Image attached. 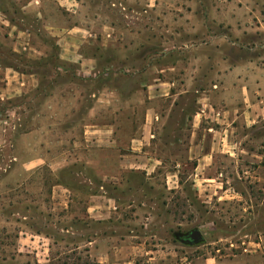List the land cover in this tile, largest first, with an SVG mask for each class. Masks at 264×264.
<instances>
[{
  "label": "rangeland",
  "instance_id": "374dc122",
  "mask_svg": "<svg viewBox=\"0 0 264 264\" xmlns=\"http://www.w3.org/2000/svg\"><path fill=\"white\" fill-rule=\"evenodd\" d=\"M5 3L0 0L2 6ZM143 8V2L137 0V11ZM119 10L114 9L113 14L125 23L127 12ZM137 17L140 35L137 28L126 30L124 41L102 54L115 68L111 74L72 78L79 87L77 110L62 107L55 115L60 120H84L92 92L108 86L120 92L121 101L107 110L100 109L96 119L120 120L116 121L120 125L119 136L103 138L95 144L80 135L67 138L76 140L77 145H63L61 160L83 162L63 172L75 191L73 200L69 201L71 195L63 193L65 200L54 205V180L47 168L40 175H31L27 193L13 185L12 193L7 191L6 196L0 197V264H156L149 257L154 256L151 252H156L160 238L174 246L168 245V251L172 250L170 259L159 256L157 264H180L177 256L195 261L227 255L247 247L245 242L264 236L263 160L252 161L244 152L236 160L218 155V167L203 170L197 168V159L188 154L195 130L191 120L198 95L195 91L212 88L218 68L236 63L245 66L246 62L264 67V0H161L155 12ZM115 49L119 52L114 53ZM165 49L168 54L154 56ZM0 55L15 65H27L7 45L0 44ZM57 64L41 67L53 69ZM150 64L159 68L176 66L173 99L151 101L153 89L149 87L154 78L145 73ZM42 81L43 85L67 83L64 77H45ZM137 90L142 91L139 97ZM23 103V98L8 106L0 103V116L7 107H21ZM150 103L155 104L163 119L153 122L148 130L152 135L148 134V140L137 149L133 136L122 134L137 132L138 123L145 131ZM29 104L22 113L31 117L38 110ZM237 123L243 145L252 141V135L257 143L261 142V123L254 128ZM144 136L142 133V139ZM156 159L161 165L142 167L136 173L133 164L127 168L119 165L122 160L132 163ZM86 162L99 164L90 168ZM42 176L46 179L43 188L37 183ZM202 176L220 180L204 184L199 179ZM103 180L108 193L118 200L119 211L104 223H86V190L90 182L97 190ZM9 198L13 200L11 204L6 201ZM139 203L146 205L137 211ZM194 230L201 231L203 240L194 245L183 242ZM137 240L144 248L137 250Z\"/></svg>",
  "mask_w": 264,
  "mask_h": 264
},
{
  "label": "crops",
  "instance_id": "0c3cea01",
  "mask_svg": "<svg viewBox=\"0 0 264 264\" xmlns=\"http://www.w3.org/2000/svg\"><path fill=\"white\" fill-rule=\"evenodd\" d=\"M141 1L144 8L140 11H137V0H6L3 6L0 4V44L7 45L27 63L15 65L13 60L0 55V103L8 106L18 98L24 100L23 106L7 107L5 114L0 116V197L6 196L7 191L12 193L13 185L21 187L22 193L24 189L27 193L31 175L36 172L40 175L41 170L47 168L54 180L51 192L55 199L54 205H59L56 204L57 201L65 200L63 193L71 195L69 201L73 200L75 191L67 178H64L63 172L72 166L82 165L83 162L62 161L59 155L63 150L62 146L70 147L71 143L77 145L76 140L71 142L67 138L78 135L84 136L92 144L104 140L103 138L119 136L120 125L116 121L120 120H98L96 117L100 109L107 110L116 101L120 102L121 94L108 86L92 92V103L84 120H60L55 116L56 111L62 107L70 111L77 110L79 87L77 81L72 83V78H95L101 72L109 75L115 69L104 60L102 54L120 45L124 41L126 30L137 28V34L140 35L142 29L137 15L155 12L161 3V0ZM114 9L127 12L124 15L127 19L125 23L115 17ZM211 24L216 25L214 22ZM126 48L123 46L124 51ZM113 51L119 52L118 49ZM164 54H168L167 49L154 56ZM54 62L58 64L53 69L41 67ZM176 70L175 65L164 68L148 65L145 73L154 78V84L149 87L153 89L150 90L151 101L175 97L176 79L173 73ZM162 74L163 77L160 76ZM214 75L217 80L212 88L195 91L198 95L191 118L195 130L191 134L189 156L196 158L197 168L203 170L218 167V155L236 160L244 152L252 161L264 162V130L260 143L252 135V141L250 139L249 144L243 145L236 131L238 123L235 125L237 121L254 128L261 123L264 129V67H255L252 62H246L245 66L236 63L229 68H218ZM45 77H64L67 83L43 85L42 78ZM141 94L142 91L137 90V97ZM29 103L34 104L38 110L31 117L22 113L28 110ZM150 104L145 114V131H142L143 128L138 123L137 132L122 134L133 136L137 149L148 140V130L153 122L163 119L155 104ZM80 126L82 130H79ZM142 133L145 134L143 139ZM63 137L66 138L65 141ZM151 161L153 162L131 163L122 160L119 165L127 168L133 164L132 167L136 169L133 173L142 167L156 168L158 164L161 165L159 159ZM98 164L85 163L90 168ZM199 179L202 183L209 184L218 182L220 177L202 176ZM37 183L43 188L46 185L44 176L37 178ZM89 184L85 194L86 223H104L119 211L118 200L108 193L104 180L97 186V190L93 182ZM10 198L6 201L9 200L11 204L13 200ZM145 205L137 204V211L142 210ZM170 244L174 246V243L158 239L156 252H151L154 256L151 255L150 260L158 263L159 256L161 259H170ZM245 244L247 247L227 255L200 257L195 261L177 256V260L180 264H264V236ZM142 248L143 243L137 240V250Z\"/></svg>",
  "mask_w": 264,
  "mask_h": 264
},
{
  "label": "water",
  "instance_id": "95a60500",
  "mask_svg": "<svg viewBox=\"0 0 264 264\" xmlns=\"http://www.w3.org/2000/svg\"><path fill=\"white\" fill-rule=\"evenodd\" d=\"M202 240H203V235L201 231L194 230L189 233V235L183 240V242L190 245H194L200 243Z\"/></svg>",
  "mask_w": 264,
  "mask_h": 264
}]
</instances>
